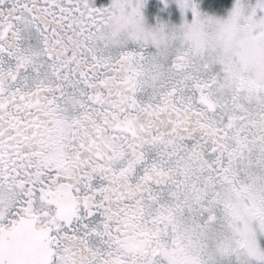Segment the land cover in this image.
<instances>
[{
	"label": "snow or ice",
	"instance_id": "1",
	"mask_svg": "<svg viewBox=\"0 0 264 264\" xmlns=\"http://www.w3.org/2000/svg\"><path fill=\"white\" fill-rule=\"evenodd\" d=\"M241 14L264 43V0H0V264H264V73L180 35Z\"/></svg>",
	"mask_w": 264,
	"mask_h": 264
},
{
	"label": "clouds",
	"instance_id": "2",
	"mask_svg": "<svg viewBox=\"0 0 264 264\" xmlns=\"http://www.w3.org/2000/svg\"><path fill=\"white\" fill-rule=\"evenodd\" d=\"M225 19L227 17H220L221 21ZM247 23L245 16L241 14L233 20L230 27H226L222 22L197 23L183 29L180 35L189 43L199 39L214 49L217 60L229 70V75L235 77L250 73L255 78L264 73V43L257 41L254 47L250 46L252 33L246 29ZM111 31L117 36L126 35L129 38L137 34L134 25L120 17L113 22ZM233 56H236L237 60L234 61ZM241 57L244 59L241 60Z\"/></svg>",
	"mask_w": 264,
	"mask_h": 264
},
{
	"label": "rangeland",
	"instance_id": "3",
	"mask_svg": "<svg viewBox=\"0 0 264 264\" xmlns=\"http://www.w3.org/2000/svg\"><path fill=\"white\" fill-rule=\"evenodd\" d=\"M232 3H233V0H231L230 3L228 5H226V6H224L223 8L216 9V8L211 7L210 4L206 0H201V10L202 11H206L209 14H213V15L219 16L221 18H226L227 14H228V10L232 6ZM171 7H172L171 19L174 20V22L178 23L179 22L178 9H176L174 4ZM146 12H147L146 17H149L150 13L152 12V5L148 6ZM258 14H260L259 10H258ZM185 18L187 20H189V21L191 20V12L190 11H186ZM257 239H258V242L260 243L261 247H264V234H261V233L258 232L257 233ZM254 264H255V262H254Z\"/></svg>",
	"mask_w": 264,
	"mask_h": 264
},
{
	"label": "trees",
	"instance_id": "4",
	"mask_svg": "<svg viewBox=\"0 0 264 264\" xmlns=\"http://www.w3.org/2000/svg\"><path fill=\"white\" fill-rule=\"evenodd\" d=\"M211 7L216 9H221L224 6L228 5L231 0H206Z\"/></svg>",
	"mask_w": 264,
	"mask_h": 264
},
{
	"label": "flooded vegetation",
	"instance_id": "5",
	"mask_svg": "<svg viewBox=\"0 0 264 264\" xmlns=\"http://www.w3.org/2000/svg\"><path fill=\"white\" fill-rule=\"evenodd\" d=\"M153 3H154V0H153ZM150 5H151V4H150ZM153 11H154V8L152 7V12H153ZM152 12L150 13L149 17H146V20H147V23H148V24H152V23H154L153 16L151 15ZM148 13H149V12H148ZM173 22H174V20H173Z\"/></svg>",
	"mask_w": 264,
	"mask_h": 264
}]
</instances>
